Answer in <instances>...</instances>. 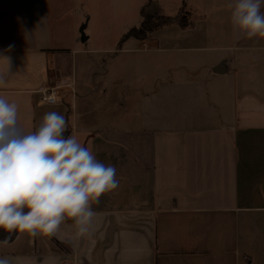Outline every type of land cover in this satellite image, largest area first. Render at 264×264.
I'll return each mask as SVG.
<instances>
[{"label": "crops", "instance_id": "crops-1", "mask_svg": "<svg viewBox=\"0 0 264 264\" xmlns=\"http://www.w3.org/2000/svg\"><path fill=\"white\" fill-rule=\"evenodd\" d=\"M180 1L194 14L190 26L127 37L146 63L130 87L123 69H90L105 60L92 54L107 53L60 46L52 0H0V58L8 59L0 96L18 105L19 128L29 133L45 113L64 115L69 134L114 165L120 181L92 205L90 236L70 240L71 221L57 236L17 232L0 243V257L264 264V38L233 28L234 0ZM51 87L56 103L43 100Z\"/></svg>", "mask_w": 264, "mask_h": 264}, {"label": "clouds", "instance_id": "clouds-1", "mask_svg": "<svg viewBox=\"0 0 264 264\" xmlns=\"http://www.w3.org/2000/svg\"><path fill=\"white\" fill-rule=\"evenodd\" d=\"M264 0L230 3L233 28L244 37L264 38ZM11 47V46H10ZM8 67V59L0 58ZM8 85L0 72V87ZM68 132L64 115L45 113L39 126L24 133L18 126V105L0 96V230L29 236H57L71 221L73 242L90 236L97 213L92 205L119 187L116 168L97 159L91 147ZM0 264H11L0 257Z\"/></svg>", "mask_w": 264, "mask_h": 264}, {"label": "rangeland", "instance_id": "rangeland-1", "mask_svg": "<svg viewBox=\"0 0 264 264\" xmlns=\"http://www.w3.org/2000/svg\"><path fill=\"white\" fill-rule=\"evenodd\" d=\"M52 1L57 11L54 34L60 46L65 48L77 47L82 49L81 51L88 49L94 53L98 51L107 53L92 54L100 59L104 57L105 60L102 59L99 62L92 60L96 64L90 65V69H123L127 71L126 78L130 87H137V83L140 82L137 75L142 74V69L145 68L146 63L143 58L145 53L134 50L140 46L138 40L135 38L124 39V35L132 27L141 25L142 9L152 12L158 11L166 15H176L181 10L184 12L189 10L187 7L180 8V0ZM193 15L190 11L188 16L190 21L193 20ZM82 25H85L84 32L87 36L85 42L81 40L80 27ZM151 35L153 33L149 36ZM120 43L121 45H119ZM119 46H121V49H118ZM116 50L119 53L114 57H110L109 52ZM83 56L84 54H79V58ZM172 74L174 73L172 72ZM194 75V72H190V76Z\"/></svg>", "mask_w": 264, "mask_h": 264}, {"label": "trees", "instance_id": "trees-1", "mask_svg": "<svg viewBox=\"0 0 264 264\" xmlns=\"http://www.w3.org/2000/svg\"><path fill=\"white\" fill-rule=\"evenodd\" d=\"M185 8V2L184 7ZM189 10L183 11L181 10L176 15H166L158 12H147L145 9H142V21L139 27H132L125 35L124 39L127 37H135L138 39L147 38L151 33L162 29L164 27L170 26L174 23H177L182 28H186L190 26L192 23L189 20ZM69 134V130L65 135ZM8 234L3 230H0V240H4V238ZM15 233L12 235V238L9 240L11 241L14 238Z\"/></svg>", "mask_w": 264, "mask_h": 264}, {"label": "built area", "instance_id": "built-area-1", "mask_svg": "<svg viewBox=\"0 0 264 264\" xmlns=\"http://www.w3.org/2000/svg\"><path fill=\"white\" fill-rule=\"evenodd\" d=\"M43 100L49 103H56L58 100L56 87H51L49 92L43 96Z\"/></svg>", "mask_w": 264, "mask_h": 264}, {"label": "water", "instance_id": "water-1", "mask_svg": "<svg viewBox=\"0 0 264 264\" xmlns=\"http://www.w3.org/2000/svg\"><path fill=\"white\" fill-rule=\"evenodd\" d=\"M84 29H85V25H82L80 27V32H81V40L83 42H85L87 40V36L85 35Z\"/></svg>", "mask_w": 264, "mask_h": 264}]
</instances>
